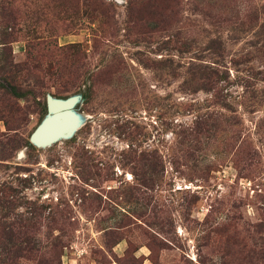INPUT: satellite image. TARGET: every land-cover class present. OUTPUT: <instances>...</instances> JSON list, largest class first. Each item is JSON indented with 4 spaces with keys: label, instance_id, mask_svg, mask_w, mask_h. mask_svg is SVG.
I'll return each instance as SVG.
<instances>
[{
    "label": "rangeland",
    "instance_id": "374dc122",
    "mask_svg": "<svg viewBox=\"0 0 264 264\" xmlns=\"http://www.w3.org/2000/svg\"><path fill=\"white\" fill-rule=\"evenodd\" d=\"M0 264H264V0H0Z\"/></svg>",
    "mask_w": 264,
    "mask_h": 264
},
{
    "label": "water",
    "instance_id": "95a60500",
    "mask_svg": "<svg viewBox=\"0 0 264 264\" xmlns=\"http://www.w3.org/2000/svg\"><path fill=\"white\" fill-rule=\"evenodd\" d=\"M77 96L65 99L45 97L47 115L28 137V142L37 148H45L53 143L70 138L81 124V118L73 111Z\"/></svg>",
    "mask_w": 264,
    "mask_h": 264
},
{
    "label": "trees",
    "instance_id": "16d2710c",
    "mask_svg": "<svg viewBox=\"0 0 264 264\" xmlns=\"http://www.w3.org/2000/svg\"><path fill=\"white\" fill-rule=\"evenodd\" d=\"M10 88L12 89L13 87H12V86H10Z\"/></svg>",
    "mask_w": 264,
    "mask_h": 264
}]
</instances>
